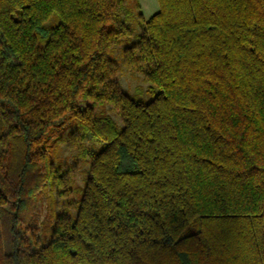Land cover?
Segmentation results:
<instances>
[{
    "label": "trees",
    "instance_id": "1",
    "mask_svg": "<svg viewBox=\"0 0 264 264\" xmlns=\"http://www.w3.org/2000/svg\"><path fill=\"white\" fill-rule=\"evenodd\" d=\"M156 1L0 0V264H264V0ZM67 126L88 167L40 244Z\"/></svg>",
    "mask_w": 264,
    "mask_h": 264
},
{
    "label": "rangeland",
    "instance_id": "2",
    "mask_svg": "<svg viewBox=\"0 0 264 264\" xmlns=\"http://www.w3.org/2000/svg\"><path fill=\"white\" fill-rule=\"evenodd\" d=\"M131 4H138L139 10L143 18L146 20L158 9L156 0H129ZM58 23L55 15L51 16L46 25L52 26ZM132 25V24H131ZM133 26V25H132ZM124 44L109 51L108 56L118 63L119 71L117 73V81L120 88L128 95L136 96L138 99L147 102L154 92H147L149 84L137 74L128 70L121 65V49ZM110 115L117 120L113 113ZM73 126H67L64 130L54 139L48 149L49 159L51 161V170L53 175L65 173L64 184L59 185L57 182L60 179H55L53 187L46 181V185L42 188L37 199L39 203L35 210L36 222V238L38 243H44L50 234L54 218L67 211L70 216L75 214V210L68 207L69 201H76L78 199V189L82 188L85 171L88 167V162L78 156L74 148H68L66 143H61L60 139L64 138ZM57 170V171H56ZM70 190V193L64 195H57L58 192L63 190Z\"/></svg>",
    "mask_w": 264,
    "mask_h": 264
}]
</instances>
